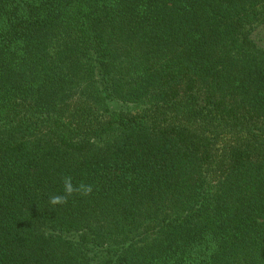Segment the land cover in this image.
<instances>
[{
  "label": "trees",
  "instance_id": "trees-1",
  "mask_svg": "<svg viewBox=\"0 0 264 264\" xmlns=\"http://www.w3.org/2000/svg\"><path fill=\"white\" fill-rule=\"evenodd\" d=\"M0 264H264V0H0Z\"/></svg>",
  "mask_w": 264,
  "mask_h": 264
},
{
  "label": "clouds",
  "instance_id": "clouds-1",
  "mask_svg": "<svg viewBox=\"0 0 264 264\" xmlns=\"http://www.w3.org/2000/svg\"><path fill=\"white\" fill-rule=\"evenodd\" d=\"M63 194L52 195L49 198V203L55 206L67 205L70 198L74 196L89 197L93 194V185L80 182L79 184L73 183V178L70 175L62 177Z\"/></svg>",
  "mask_w": 264,
  "mask_h": 264
}]
</instances>
